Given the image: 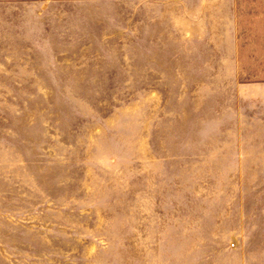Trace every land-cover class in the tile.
<instances>
[{
  "label": "rangeland",
  "instance_id": "rangeland-1",
  "mask_svg": "<svg viewBox=\"0 0 264 264\" xmlns=\"http://www.w3.org/2000/svg\"><path fill=\"white\" fill-rule=\"evenodd\" d=\"M0 264H264V0H0Z\"/></svg>",
  "mask_w": 264,
  "mask_h": 264
}]
</instances>
